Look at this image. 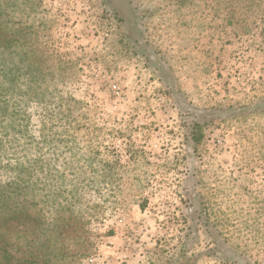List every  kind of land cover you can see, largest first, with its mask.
<instances>
[{"label": "rangeland", "instance_id": "1", "mask_svg": "<svg viewBox=\"0 0 264 264\" xmlns=\"http://www.w3.org/2000/svg\"><path fill=\"white\" fill-rule=\"evenodd\" d=\"M31 3L55 76L0 181L70 218L52 264H264V0Z\"/></svg>", "mask_w": 264, "mask_h": 264}, {"label": "trees", "instance_id": "2", "mask_svg": "<svg viewBox=\"0 0 264 264\" xmlns=\"http://www.w3.org/2000/svg\"><path fill=\"white\" fill-rule=\"evenodd\" d=\"M20 1L31 2L0 0V139L8 136V129L17 122L19 106L27 105L30 100L40 101L49 95V81L55 76L49 67L51 56L34 40L39 26L32 16L33 4L24 8L25 11L31 10L26 15L27 20H24L19 13L23 11ZM37 18L39 25H43L42 20ZM3 147V142H0V150ZM26 162L30 165L18 163L15 171L22 173L25 167L31 170L34 167L32 163L37 161ZM21 194L18 180L9 183L0 181V264H52L53 255L43 250L49 247L52 238L56 239L57 232L60 231L58 236L65 234V224L61 227V222L71 220L61 217L49 222L35 217L28 211L29 200L22 198ZM20 225L27 231L10 241L7 231L16 230ZM28 234L33 237L29 238ZM25 236L27 238L22 242ZM46 250L49 251V248ZM17 251L20 256L16 255Z\"/></svg>", "mask_w": 264, "mask_h": 264}, {"label": "built area", "instance_id": "3", "mask_svg": "<svg viewBox=\"0 0 264 264\" xmlns=\"http://www.w3.org/2000/svg\"><path fill=\"white\" fill-rule=\"evenodd\" d=\"M90 262L96 264V261L94 259H91Z\"/></svg>", "mask_w": 264, "mask_h": 264}]
</instances>
